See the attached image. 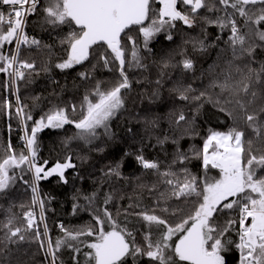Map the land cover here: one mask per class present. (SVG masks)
<instances>
[{
    "label": "snow or ice",
    "instance_id": "6c2138e0",
    "mask_svg": "<svg viewBox=\"0 0 264 264\" xmlns=\"http://www.w3.org/2000/svg\"><path fill=\"white\" fill-rule=\"evenodd\" d=\"M31 17H37L33 23L41 31L55 33V43L29 35ZM181 33L186 38L179 50L162 49L158 60L151 59L161 36L174 42ZM57 46L62 56L53 63ZM214 50L216 60L197 75V57L206 59ZM36 53L46 57L39 67ZM258 53L264 54V0H0V115L15 119L22 133L19 150L10 135L0 143V198L8 201L6 208L0 205V264H62L58 254L64 248L80 264L81 245L89 249L83 252L85 264H226L233 250L238 264H264V59ZM77 66L83 68L76 74L81 84L73 86L85 88L78 103L33 95L30 106L22 99L21 88L34 77ZM151 66L157 69L155 80L143 75ZM100 70L114 73V82L97 79ZM165 79L172 82L169 94L182 105L167 115L173 134L156 137L158 146H174L170 161L147 158L144 138L137 141L129 128L135 148L123 149L118 160L101 168L97 187L85 193L75 184L84 180L80 168L89 155L69 150L51 166L40 159L39 134L65 126L75 129L63 140L66 148L75 141L88 152L104 153L133 83L154 84L151 100L160 97ZM45 100L47 110L41 108ZM206 103L229 126L209 128L202 148L185 151L180 142L200 137L198 119ZM183 105L192 107L185 111ZM36 108H41L38 118ZM159 120L137 118L146 131L158 128ZM6 127L9 134L14 131L11 123ZM193 160L200 161L202 175L187 166ZM131 163L141 169L133 195L118 194L111 185L103 191L106 183L127 181L123 169ZM42 182H71L72 214L87 211L94 223L77 229L59 223L63 235L53 240L47 215L55 211L56 198L42 193ZM21 191L30 194L27 202L13 199ZM125 199L126 207L119 203Z\"/></svg>",
    "mask_w": 264,
    "mask_h": 264
},
{
    "label": "trees",
    "instance_id": "16d2710c",
    "mask_svg": "<svg viewBox=\"0 0 264 264\" xmlns=\"http://www.w3.org/2000/svg\"><path fill=\"white\" fill-rule=\"evenodd\" d=\"M36 19L37 17H31L29 19L27 29L29 35H35L37 36V38L48 44L55 43V33L50 34L49 32L41 31L33 23V21H35ZM198 31V29L192 30L191 35H197ZM209 31L215 34L217 30L215 28H210ZM184 38L186 37L183 33H181L176 35L174 42H167L163 39V36H161L158 41L152 45L156 55L151 59L158 60L163 54L162 49L179 50L178 46L182 43V39ZM54 51L55 55L52 57L53 63H55L56 60H58L62 56V53L59 51V46H57ZM258 55L260 56V58L264 59V54L258 53ZM34 58L37 60L38 67L46 59V57L40 53L34 54ZM216 58L217 57L215 50L211 52L206 59L197 57V59L200 61V63H198L197 75H199V69L201 67L207 69L208 66L211 65L214 60H216ZM176 59H179V56H177ZM149 63L151 64V60L149 61ZM82 70V67L77 66L75 69L67 70L65 72H60L59 70L53 69L50 73H41L39 76L34 77L33 84L27 86L26 88H21V97L24 102L29 104L30 106L32 104V101L29 97L33 95H41L42 97H46L48 100H51L54 103H58L61 100L64 102L75 101L78 103L85 91V88L84 86L74 87L73 83L75 81L77 85L81 84L76 74L77 72ZM143 75L147 76L150 80L148 72L143 73ZM172 75H175V73H172ZM114 76V73H108L103 70H100L96 73L97 79L106 81L114 82ZM132 76L133 74L130 73V78ZM135 77L142 79V76L139 72L135 74ZM2 81L3 76L0 75V83H2ZM53 81H57L58 83H53ZM203 82L206 84L207 79L205 78ZM198 83L199 82H197V84ZM171 87L172 82L165 79L164 85L161 89L160 97L155 100H150L152 88L148 81L144 80L142 84H137L134 82L132 91L127 94L125 109L122 110V113L118 115V117L112 122L111 130L115 133V139L113 141H108L107 144L104 145V153L88 152L87 149H84L82 145L78 144V142L75 141L66 148L63 144V140L65 139V137L71 136L74 133L75 129L72 126H65V129H62L61 131L45 129L39 134L40 159L50 161L49 166H51L56 162L57 159H63V157L69 150H71L74 155H89V161L83 164L80 168V175L84 176V180L82 183L80 181H77L75 184L76 187L82 188L85 193L91 192L97 187V184L94 183V181H99L101 179V168H103L111 161L118 160L123 154V149H127L130 145L135 148V144L132 143L130 135L128 133L129 128L133 129V131L137 134V141H139L141 138H144V143L146 145L144 148V153L147 158L155 159L158 157L162 161H170L172 153L174 151V146L170 143H167L162 147L158 146L156 144V137L162 136L165 133H167L168 135L173 134L169 128L167 115L170 110L182 106L181 102L174 100L169 94L168 89ZM3 98L4 93L2 88H0V100H2ZM9 98L14 103L15 97L9 94ZM49 106L50 105H48L47 100H45L41 104V108H43L44 110H47V107ZM183 106L185 107V111H188L192 107L191 105ZM41 108H36L33 110V115L36 118H38L39 115L42 114ZM145 115L159 116V127L156 129H148L146 131L143 123L137 122L138 117H142ZM189 115H191V112H189ZM8 123H11L14 129L11 134L8 133L6 127ZM229 123L230 122L226 120L224 115L218 114L211 104L206 103L204 108L201 109V115L198 119V131L200 132V137L194 140H182L180 142L181 147L185 151H187L193 145H195L197 148H202L203 137H206L209 128H212L213 130H226L229 126ZM16 129L17 125L15 119L7 121L2 115H0V143H6L10 135L12 144L19 150L20 141L18 138L20 135H22V133H20ZM187 166L194 174L202 175L201 163L199 160H193ZM123 172L124 175L129 178L127 181H111L109 183H106L104 185L103 191H108L109 186L111 185V187H115L119 190L118 194L123 193L125 195H133V190L136 185L135 177L141 175V169L134 163H131L130 166L126 164ZM68 175L71 181L72 172L70 171ZM144 179L150 180L151 177H144ZM40 188L43 194H50L52 196H55L56 198L51 204V208L55 209V211H49L47 215V222L49 228L51 229L53 240L63 235V233L57 227L59 223H63L65 227L69 229H77L89 223H94L91 221V217L87 211L81 210L76 215L72 214V196L74 188L71 182L67 186H57L54 182H42ZM143 195L144 204H149L151 202V198L149 197L148 193L144 192ZM29 196V193L21 191L19 193H14L13 199L16 202H27L29 200ZM129 202L130 201L125 199L123 201H120L119 203L122 206L126 207ZM79 203L82 209L86 207V204L83 200L79 201ZM0 205H3V207L6 208L8 205V201L0 198ZM14 210L19 212V209ZM3 215V209H0V220L3 219ZM87 238L90 239V241L94 239L93 237ZM25 247L27 248L28 246L25 245ZM32 250H35L34 245L32 246ZM58 255L60 257V254ZM77 257L81 264L82 256L79 254ZM42 259V256L37 257V261H41ZM60 260L62 261V264H67V260L65 258L63 259L60 257ZM68 260L73 263L72 258L68 257ZM226 264H238V253L235 250L226 254Z\"/></svg>",
    "mask_w": 264,
    "mask_h": 264
},
{
    "label": "rangeland",
    "instance_id": "374dc122",
    "mask_svg": "<svg viewBox=\"0 0 264 264\" xmlns=\"http://www.w3.org/2000/svg\"><path fill=\"white\" fill-rule=\"evenodd\" d=\"M156 72H157V69L154 66H151L149 68L148 74H149L150 80H155ZM150 85H151L152 89L155 87L154 84H150ZM153 100H155V99H153ZM55 131H61V130H55ZM216 174H217V170H212L211 175H216ZM81 240H85L86 242H90V239H88L87 237H81ZM81 248H82V251L80 253V255L82 256L81 264H85L83 252L89 251V249L84 248L82 245H81ZM59 254H60L61 258H63V259L65 258L67 260V264H76V261L73 259V256L76 254H74L71 249L64 248L61 250V252ZM68 257L72 258L73 263L68 260ZM77 259H78V257H77Z\"/></svg>",
    "mask_w": 264,
    "mask_h": 264
}]
</instances>
